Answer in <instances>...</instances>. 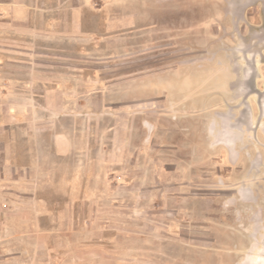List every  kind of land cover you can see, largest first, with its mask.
<instances>
[{
    "label": "rangeland",
    "instance_id": "374dc122",
    "mask_svg": "<svg viewBox=\"0 0 264 264\" xmlns=\"http://www.w3.org/2000/svg\"><path fill=\"white\" fill-rule=\"evenodd\" d=\"M249 1L96 0L135 26L111 36L104 11L87 16L113 60L76 119L1 65L0 264H81L75 248L112 243L146 264H264V3L253 17ZM58 132L75 155L51 153Z\"/></svg>",
    "mask_w": 264,
    "mask_h": 264
},
{
    "label": "crops",
    "instance_id": "0c3cea01",
    "mask_svg": "<svg viewBox=\"0 0 264 264\" xmlns=\"http://www.w3.org/2000/svg\"><path fill=\"white\" fill-rule=\"evenodd\" d=\"M95 1L0 0V67L3 64L4 70L8 65L9 70L4 71L9 72L13 80L11 88L21 91L29 101L30 96L36 101L41 98V110L54 117L76 119L80 116L78 111L93 110L92 100L97 96L106 97V91L102 89L105 84L97 80L98 66L113 59L97 54L98 38L106 35H98L97 19L94 17L85 22L87 16H97L99 11H104L102 13L108 16L101 22L99 30L102 28L103 34L111 36L115 30H130L135 26L131 15L114 19L120 15L114 13L113 5L102 10ZM36 64L42 65L40 69ZM20 65L27 71L23 81L12 72L21 68ZM103 101L100 110L107 109L106 101ZM22 110L20 108L16 113ZM27 110L31 111L30 108ZM14 121L30 125L32 120ZM59 123L57 120L54 125ZM76 142L73 136L58 132L51 137L50 151L57 158L73 156L79 150ZM127 253L125 248L112 243L105 247L75 248L74 256L80 259L83 256L84 263L83 259H77L81 264H146L138 258L129 259ZM60 263L58 258L56 264Z\"/></svg>",
    "mask_w": 264,
    "mask_h": 264
},
{
    "label": "flooded vegetation",
    "instance_id": "af4514ba",
    "mask_svg": "<svg viewBox=\"0 0 264 264\" xmlns=\"http://www.w3.org/2000/svg\"><path fill=\"white\" fill-rule=\"evenodd\" d=\"M259 1L261 2V3H264V0H255V1H253L254 2V11H251V15H253V17H256V13L257 14H259V12H260V9H259V6H258V4H259ZM252 1H249V0H247V3H248V5L250 6L251 5V7L253 6L252 4H250ZM250 8V7H249Z\"/></svg>",
    "mask_w": 264,
    "mask_h": 264
},
{
    "label": "bare ground",
    "instance_id": "6f19581e",
    "mask_svg": "<svg viewBox=\"0 0 264 264\" xmlns=\"http://www.w3.org/2000/svg\"><path fill=\"white\" fill-rule=\"evenodd\" d=\"M213 134V133H212ZM227 136V135H226ZM231 136V135H230ZM228 142V143H227ZM227 142L225 143V142H223V143H225V144H228V145H230L231 144V141H228L227 140ZM233 142V141H232ZM217 143V142H216ZM232 146V145H231ZM243 194V193H242ZM244 264H246V263H244Z\"/></svg>",
    "mask_w": 264,
    "mask_h": 264
}]
</instances>
